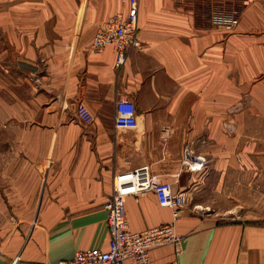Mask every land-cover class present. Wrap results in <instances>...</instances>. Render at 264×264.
<instances>
[{
	"label": "crops",
	"instance_id": "1",
	"mask_svg": "<svg viewBox=\"0 0 264 264\" xmlns=\"http://www.w3.org/2000/svg\"><path fill=\"white\" fill-rule=\"evenodd\" d=\"M231 9L235 30L212 24ZM125 10L0 0V264L105 251L113 179L142 166L187 206L174 221L153 193L130 196L131 232L173 224L178 264H264V0H138L140 48L115 68L114 47L91 41ZM120 97L135 105L136 130L114 125ZM185 148L209 160L205 171L182 168ZM172 255L150 252L153 264Z\"/></svg>",
	"mask_w": 264,
	"mask_h": 264
},
{
	"label": "built area",
	"instance_id": "2",
	"mask_svg": "<svg viewBox=\"0 0 264 264\" xmlns=\"http://www.w3.org/2000/svg\"><path fill=\"white\" fill-rule=\"evenodd\" d=\"M126 7L109 17L95 31L91 46L101 51L108 46L115 49V68H120L130 50L140 48L137 31L138 0H121ZM238 10L216 11L211 17L213 25L232 31L239 23ZM77 117L82 124L93 121L90 112L81 104L77 107ZM114 125L119 130H136L137 113L133 102L120 97L115 102ZM209 160L185 148L181 157V166L190 173H199L207 169ZM113 191L104 205L106 225L109 234L107 249H88L77 252L71 260L59 264H153L150 252L163 247H171L172 259L162 264H178L182 254V237L175 232L173 224H165L141 232H131L125 219L124 205L126 198L137 197L151 192L162 208L171 211L173 220H178L187 206L184 192H174L171 184L162 182L151 174L148 166H142L113 179ZM0 236V249L2 246Z\"/></svg>",
	"mask_w": 264,
	"mask_h": 264
},
{
	"label": "rangeland",
	"instance_id": "3",
	"mask_svg": "<svg viewBox=\"0 0 264 264\" xmlns=\"http://www.w3.org/2000/svg\"><path fill=\"white\" fill-rule=\"evenodd\" d=\"M236 10H237V9H236ZM238 24H239V23H238ZM237 26H238V25H237ZM237 26H236V28H237ZM236 28H234L233 30H235ZM233 30H232V31H233ZM0 65H1V63H0ZM0 71H1V69H0ZM1 140H2V139H1V137H0V144H1ZM250 218H251V217H250ZM250 218H249V219H250ZM262 219L264 220V217H263ZM261 223H264V221H262Z\"/></svg>",
	"mask_w": 264,
	"mask_h": 264
}]
</instances>
